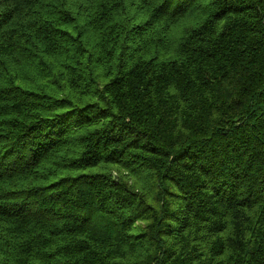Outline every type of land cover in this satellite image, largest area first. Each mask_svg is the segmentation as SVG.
Returning a JSON list of instances; mask_svg holds the SVG:
<instances>
[{
  "label": "trees",
  "instance_id": "1",
  "mask_svg": "<svg viewBox=\"0 0 264 264\" xmlns=\"http://www.w3.org/2000/svg\"><path fill=\"white\" fill-rule=\"evenodd\" d=\"M0 264H264V0H0Z\"/></svg>",
  "mask_w": 264,
  "mask_h": 264
}]
</instances>
